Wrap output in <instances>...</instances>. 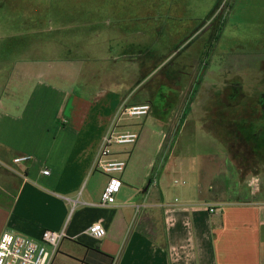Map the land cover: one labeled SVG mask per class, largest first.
Returning a JSON list of instances; mask_svg holds the SVG:
<instances>
[{
	"label": "crops",
	"instance_id": "obj_1",
	"mask_svg": "<svg viewBox=\"0 0 264 264\" xmlns=\"http://www.w3.org/2000/svg\"><path fill=\"white\" fill-rule=\"evenodd\" d=\"M137 29L100 28L99 51L76 58L58 55L53 45L44 49L34 31L5 36L0 161L12 170L0 165V235L9 229L39 239L45 229H64L52 264H264V96H223L229 85L234 90L233 78L205 82L214 72L207 68L192 71V83L188 63L161 66L153 47L139 43ZM142 103L150 104L143 117L161 130L144 123L135 130L131 118L121 117L125 106ZM191 115L222 146L195 148V161L186 163L193 153L180 134ZM110 129L138 139L113 144L100 158ZM155 135L160 139L152 145ZM22 154L31 159L13 164ZM99 158L126 162L107 206L100 197L109 176ZM95 222L106 230L100 239L87 232Z\"/></svg>",
	"mask_w": 264,
	"mask_h": 264
},
{
	"label": "rangeland",
	"instance_id": "obj_2",
	"mask_svg": "<svg viewBox=\"0 0 264 264\" xmlns=\"http://www.w3.org/2000/svg\"><path fill=\"white\" fill-rule=\"evenodd\" d=\"M166 3L171 4L168 9ZM130 17L137 18L122 23ZM88 21L102 24L89 26ZM129 24L138 27L139 43L147 45L148 50L153 47L161 66L166 62L168 66L188 63L185 75L192 83L196 80L194 71L207 68L214 72L204 75L205 82L220 85L233 78L234 90L229 85L220 90L223 96L258 99L264 95V0H0V49L8 44V33L34 31L38 41L48 47L44 49L53 45L58 55L76 58L86 51H99L100 28ZM19 43L12 39L10 46ZM139 49L144 55L142 47ZM127 122L137 124L133 125L135 130L143 123L154 131L161 130L151 118H131ZM184 124L181 142L187 152L193 153L187 154L186 163L195 161V148L216 152L221 148L220 136L203 129L195 115ZM159 139L153 136L152 145ZM237 143L243 144L241 139Z\"/></svg>",
	"mask_w": 264,
	"mask_h": 264
},
{
	"label": "built area",
	"instance_id": "obj_3",
	"mask_svg": "<svg viewBox=\"0 0 264 264\" xmlns=\"http://www.w3.org/2000/svg\"><path fill=\"white\" fill-rule=\"evenodd\" d=\"M150 111V104H133L125 106L121 111V117L125 118H140L146 116ZM138 139L136 132L124 131L115 132L110 129L103 137L102 145L98 156L102 158L110 153V147L113 144L127 145L134 144ZM98 162L100 170L107 174L108 181L101 193L100 205L107 206L114 203L117 193L121 187V179L116 175L121 173L126 162L119 159H105ZM31 159L28 154H22L12 159L13 164L27 162ZM0 165L12 170L10 163L0 161ZM48 174V170L42 171ZM258 178H253L250 185L253 188L258 187ZM175 182H179L175 180ZM184 184V181H180ZM175 202H178L175 199ZM211 208L210 211H214ZM87 232L94 238L100 239L106 234L104 226L95 222L88 226ZM65 230L53 231L45 229L39 239H34L12 230L6 229L0 235V264H52V259L58 252L59 245L65 237Z\"/></svg>",
	"mask_w": 264,
	"mask_h": 264
},
{
	"label": "trees",
	"instance_id": "obj_4",
	"mask_svg": "<svg viewBox=\"0 0 264 264\" xmlns=\"http://www.w3.org/2000/svg\"><path fill=\"white\" fill-rule=\"evenodd\" d=\"M264 96V95H263Z\"/></svg>",
	"mask_w": 264,
	"mask_h": 264
}]
</instances>
